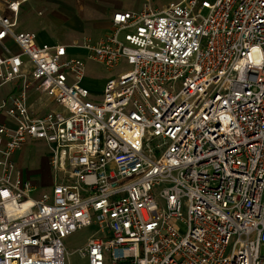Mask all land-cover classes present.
Instances as JSON below:
<instances>
[{
	"label": "built area",
	"instance_id": "2783aa9c",
	"mask_svg": "<svg viewBox=\"0 0 264 264\" xmlns=\"http://www.w3.org/2000/svg\"><path fill=\"white\" fill-rule=\"evenodd\" d=\"M16 25L0 13L19 48L0 53V86L17 84L0 100V264H65L93 224L89 264H264V0L148 1L81 44ZM89 61L115 70L101 91ZM30 141L47 190L16 166Z\"/></svg>",
	"mask_w": 264,
	"mask_h": 264
},
{
	"label": "rangeland",
	"instance_id": "374dc122",
	"mask_svg": "<svg viewBox=\"0 0 264 264\" xmlns=\"http://www.w3.org/2000/svg\"><path fill=\"white\" fill-rule=\"evenodd\" d=\"M9 1V0H8ZM14 1V0H10ZM60 2L59 8L55 7V4L52 2L43 3L40 0L34 1V3H29L23 6L26 13H29L32 16L47 18L51 17V15L55 16V12H51L56 9V13L61 14L62 17H70L69 23L74 24L75 17L79 16V18L83 21L85 28H87V32L84 36H76L71 37L68 35V30H50L53 35L55 41H59L61 44L65 43H79L81 44L85 38L96 41L105 30H101L100 28H93L96 25L93 21L89 20L90 18H95L98 14L99 16L104 15L103 10H99L101 5L106 7V12L108 15H111L118 11L124 10H139L143 7V5L147 2V0H101L100 7L96 8V5H93V0H58ZM152 3H157L154 5H162L167 3L169 0H150ZM4 4V2H2ZM6 5V3H5ZM1 8V6H0ZM7 8V7H6ZM3 9V7H2ZM60 10V11H58ZM75 10V11H74ZM39 11L43 12V16L39 15ZM94 11V12H93ZM97 12V13H95ZM55 13V14H56ZM106 14V15H107ZM11 17V16H9ZM20 17V15H19ZM12 18V17H11ZM18 15H14L12 18L16 22H18L20 26V18L17 20ZM88 19V20H86ZM49 22V21H48ZM97 23V22H96ZM37 25V21L31 20L25 25L24 28L20 27V31H28L33 32L35 26ZM54 28V27H53ZM62 35V36H61ZM71 35V34H70ZM78 52V51H73ZM90 65V82L88 84L97 91L102 90V86L104 83V78L109 76L115 70L108 69L103 65H100L96 62L89 61ZM56 109H61V106H57ZM36 142V141H35ZM49 149L48 147H43L38 144L32 143V141L28 142L26 146L19 152L18 155H14L16 166L22 170L25 177L32 179L37 185L51 187L55 182V171L50 166L49 163ZM47 176H50L48 179ZM43 178V180H42ZM47 190V189H45ZM101 231L96 224L84 227L72 235L68 236L64 240V244L66 247V256H65V264H89L87 258L83 257L79 253V249L83 248L87 242L94 236H99Z\"/></svg>",
	"mask_w": 264,
	"mask_h": 264
},
{
	"label": "crops",
	"instance_id": "0c3cea01",
	"mask_svg": "<svg viewBox=\"0 0 264 264\" xmlns=\"http://www.w3.org/2000/svg\"><path fill=\"white\" fill-rule=\"evenodd\" d=\"M14 1H16V0H14ZM34 1H36V0H26L20 4L19 11L17 13V15H18L17 20H19V18H20V26L17 22V25H16L17 31L21 30L20 27L24 28L25 25H27V23L29 21L35 19L37 21V25L35 26L34 31H35V34L37 36V40L39 43H59V41H55L53 35L51 34L50 30H52V29L53 30H56V29L63 30L64 29L65 31L68 30L69 31L68 35L71 37L84 36L87 33V32L84 33V31H87V28H85L84 23L79 18V16L75 17L76 21L74 22V24H72V23H69L70 17H68V18L62 17L61 14L56 13V11H57L56 9L51 11V12L56 13V14L54 13L55 16L51 15V17H47V18L41 17L40 19H39V17H35V16L30 15L29 13H26L25 9H23V6L26 4H29V3H34ZM40 1L43 3L52 2L53 4H55L56 8H59L60 6H62V5H60V2L58 0H40ZM148 1L151 2L150 0H147V2ZM2 2L3 1H0V6H1L0 13H2L3 15H6V16H11L13 18L14 13L7 7V4L5 5L6 2H4V4H2ZM100 4H101V0H93V5H96L97 6L96 8L100 7ZM153 4H157V3H153ZM2 7H3V9H2ZM99 10H103L104 15L99 16L97 14L95 18L93 17V18L89 19L96 24L93 26V28H100L101 30H105L104 33H102V35H100L98 37V39L104 37L111 30V28H112V16L114 14L113 13L111 15H108L107 13H105L106 7L103 5H101ZM58 11H60V10H58ZM95 13H97V12H95ZM40 14H41V16H43L42 11H39V15ZM19 15H20V17H19ZM86 20H88V19H86ZM98 39H96V40H98ZM65 44H71V43H65ZM5 46L10 48L13 52H18V50H19L17 44L12 39H7L3 42H0V53H4ZM16 86H17L16 83H11V84H7L5 86H0V100L4 99L7 96H9L10 94L14 93L16 91ZM47 177H48V179L50 178V176H47ZM42 180H43V178H42ZM42 183H44V185H41V186L37 185L36 183L35 184L38 186V188L40 190H45V189L50 188V187L45 186V182L42 181Z\"/></svg>",
	"mask_w": 264,
	"mask_h": 264
}]
</instances>
